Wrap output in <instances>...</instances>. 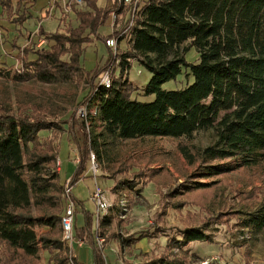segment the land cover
<instances>
[{"label":"trees","instance_id":"1","mask_svg":"<svg viewBox=\"0 0 264 264\" xmlns=\"http://www.w3.org/2000/svg\"><path fill=\"white\" fill-rule=\"evenodd\" d=\"M118 1L110 0V8H103L95 0H83L81 6L73 5L69 13H64L66 21L59 18L64 28L58 25L48 31L39 24L22 46L17 38L20 34L25 36L24 24L33 18L30 9L36 0H0V14L15 33L19 31L12 41L4 40L1 45L5 52H19V67L11 75L10 69L0 66V77L11 75L14 81L33 79L43 83L93 78L92 91L87 90L83 99L86 97L87 106L94 109L91 120L101 126L90 142V149L100 161L105 145L157 137L185 140L198 130H211L214 136L212 144L199 153L207 176L264 159V0H141L134 12L132 5L127 6L133 17L127 18L121 30L101 35L99 29L110 12L124 13ZM44 11L48 13V3ZM91 35L104 42L109 37L117 38V48L120 40L126 41L127 48L116 52L108 87L98 84L103 67L88 71L82 65ZM40 39L45 42L38 45ZM190 48L197 52L196 62L186 58ZM133 60L151 73L140 89L144 95L154 96L151 101L132 97L139 89L127 77ZM183 69L193 77L190 84L178 89L162 87ZM91 72L95 74L90 77ZM31 114L27 108L14 110L9 104L8 108L0 104V242L9 250L30 257H35L43 246L48 252L47 264H84L69 254L67 241L39 233L44 227L57 235L53 228L58 225L63 231L60 194L64 186L55 168L57 141L41 134L50 128L49 121ZM87 152V147L79 150L80 162L71 183L85 172ZM224 159H232L233 163L221 166L218 162ZM125 183L129 188L137 187L134 181ZM196 183L193 187L202 185ZM54 194L55 201H51ZM73 200L74 234L78 237L92 213L83 208L84 224L78 226L75 213L77 203L82 202ZM32 205L54 211L33 216L27 212ZM110 222L111 216L102 214L100 226ZM240 224L259 234L264 229V205L243 216ZM205 225L179 230V236L168 240V249L178 248L188 255L191 242L210 240ZM140 252L146 255L149 251ZM190 257L199 259L194 253ZM93 258L94 264H103L96 251ZM133 264L188 263L162 255ZM208 264L224 263L213 260Z\"/></svg>","mask_w":264,"mask_h":264},{"label":"rangeland","instance_id":"2","mask_svg":"<svg viewBox=\"0 0 264 264\" xmlns=\"http://www.w3.org/2000/svg\"><path fill=\"white\" fill-rule=\"evenodd\" d=\"M95 1L100 7L110 8V0ZM47 2L36 0L30 9L34 18L24 24L27 29L36 32L38 24L48 31L58 25L59 28H64L59 18L64 17L66 21L68 17L58 6L53 11L54 16L45 13ZM120 4L123 5L124 13L115 12L116 19L113 21L110 12L105 24L99 29L101 35L121 30L125 26L127 18L131 16L127 8L130 5ZM71 22L74 24L73 18ZM17 33L19 31L15 33L14 27L0 14V66L10 69L11 75L19 67V52H5L1 45H4V40L12 41ZM28 34L32 33L25 32V36L20 34L17 42L22 46L27 44L30 39ZM91 38V42L86 45L82 65L88 71L100 65L103 67L100 74L108 71L111 78L116 53L105 45L103 39ZM126 48V41L120 40L117 51ZM186 58L190 62H196L195 49L190 48ZM94 74L91 72L90 77ZM11 75L9 78L0 77V104L5 108L9 104L14 110L27 108L32 110L33 116L39 114L38 118L49 121L50 128L41 131V134L49 140L57 141L55 162L59 159L62 163L59 178L64 186L60 194L63 208L64 190L69 184L72 197L82 202V205L77 203L75 213L78 226L84 224L83 208L92 213L88 217V225L82 227L78 237L74 234L73 218L71 241L67 242L70 255L78 256L84 264H94L95 251L103 264H133L162 255L181 258L188 264H204L202 261L205 259H208L206 264L213 260L224 264H264V229L259 234L250 232V239L240 237L242 232L248 230L241 226V218L264 205V159L251 166L207 176L203 171L205 163L199 153L205 146L212 144L214 136L211 130H198L185 140L157 137L105 145L106 151L100 161L94 150L90 149V142L91 137L101 130V126L99 122L91 120L94 109L87 106L86 97L83 99L87 90L89 93L92 91L93 78L88 80L77 77L79 79L70 83H43L33 79L14 81ZM150 76L151 73L142 64L132 61L127 77L139 88L132 93L133 98L140 101H151L154 98L153 95L140 92ZM192 81V75H186L183 69L175 79L166 81L162 87L178 89L186 87ZM85 147L88 148L84 155L85 172L70 184L66 181L74 177L76 165L80 162L79 150ZM181 148L190 159L186 158ZM77 157L78 161L74 162L73 159ZM217 162L213 161L214 164ZM218 163L221 166L228 165L227 163L231 165L233 160L224 159ZM126 181H134L136 189L129 188ZM196 182L202 185L193 187L197 185ZM95 185L103 191L109 204L104 213L111 216V222L103 227L100 226V219L104 213L97 215L91 199ZM56 196L52 195L51 201H55ZM53 211L47 206L40 209L32 205L27 212L38 216ZM204 225L210 234L209 241L191 242L188 255H183L178 248L168 249V240L177 235L179 230ZM53 229L57 235L53 234L52 229L44 227L39 229V233L46 238L57 237L67 241L66 234L60 231V225ZM139 235L143 236L136 241ZM125 238L132 241L127 243ZM80 241L83 242L82 245L78 244ZM140 250L149 252L145 255ZM192 253L199 259L191 258ZM47 259L48 252L43 246L35 257H30L9 250L0 242V264H47Z\"/></svg>","mask_w":264,"mask_h":264},{"label":"built area","instance_id":"3","mask_svg":"<svg viewBox=\"0 0 264 264\" xmlns=\"http://www.w3.org/2000/svg\"><path fill=\"white\" fill-rule=\"evenodd\" d=\"M139 1L141 0H120V2H122L125 5H132L133 6L132 12H134L136 4H138ZM82 4H83V0H48V14L53 15L54 13L53 11L57 6H61L62 12L69 13L73 5L81 6ZM111 15L114 21L116 19L115 12L113 11ZM131 16L133 17V13ZM131 23H132V20L130 21L129 25H131ZM38 27H39V24L37 25L35 29L36 31L38 30ZM32 33H35V31ZM44 42H45V39H40L38 45L43 44ZM105 45L108 46L109 48H112L113 50L112 52H114V54L116 53L117 51V39L116 38L109 37L105 39ZM109 74L110 73L108 71H104L102 74H100V77L98 79V84H103L106 87H108L111 83ZM91 160H93V155L91 156ZM74 161L77 162L78 157L75 158ZM55 163H56V170L58 171L61 166V161L57 159ZM66 182H69L70 184H72L71 180L66 181ZM64 197H65V207L63 211V216L61 217V223L63 227V232L66 234L65 239L67 240V242H70L71 241L70 239L71 231H72V221L74 218V200L71 195V185L69 184L65 187ZM91 199L93 200V203L95 204L97 215L106 212L107 208L109 207V204H108V201L103 191L97 185H95V188L93 189V192L91 193ZM250 232H251L250 230H247L246 232H242L240 237L242 239H250ZM82 243L83 242L80 241L78 244L82 245ZM212 259H215V257ZM207 262H208V259H205L202 261V263L204 264H206Z\"/></svg>","mask_w":264,"mask_h":264},{"label":"crops","instance_id":"4","mask_svg":"<svg viewBox=\"0 0 264 264\" xmlns=\"http://www.w3.org/2000/svg\"><path fill=\"white\" fill-rule=\"evenodd\" d=\"M47 1H48V0H47ZM47 3H48V2H47ZM40 10H41V9H40ZM40 10H39V11H40ZM40 13H42V11H41ZM32 16H33V14H32ZM33 18H34V17H33ZM33 18H32V19H33ZM32 19H31V20H32ZM26 28H28L27 25H26ZM34 28H35V27H34ZM30 31H33V30H29V29H27V30H26V33L30 32ZM73 161H74V159H73ZM74 162H75V161H74ZM61 164H62V163H61ZM61 171H62V167L60 166V168H59V170H58L59 177H60V172H61ZM64 181H65V180H64ZM77 257H78V256H77Z\"/></svg>","mask_w":264,"mask_h":264}]
</instances>
